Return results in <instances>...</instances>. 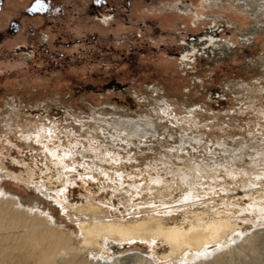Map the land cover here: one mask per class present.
Segmentation results:
<instances>
[{
    "label": "rangeland",
    "instance_id": "374dc122",
    "mask_svg": "<svg viewBox=\"0 0 264 264\" xmlns=\"http://www.w3.org/2000/svg\"><path fill=\"white\" fill-rule=\"evenodd\" d=\"M103 1V11L91 15L90 0H48L50 10L38 13L28 11L34 0H0V167L20 160L26 166L56 163L71 182L56 194L43 189L45 195L59 202L89 195L111 218L128 217L138 198L130 193L134 177L121 182L110 172L85 174L77 158L62 153L61 137L85 133L78 121L94 111L105 117L115 108L148 114L157 104L168 114L154 117L182 121L193 111L212 136L250 142L244 165L264 168L257 161L264 154V28L253 31L257 24L264 27V17L257 20L239 8L250 0ZM209 39L212 45L192 48ZM9 124L25 126L30 139L24 145L18 136L6 139ZM40 125L56 129L58 140L36 137ZM0 186L26 204L39 198L58 221L74 226L72 216L59 213L39 191L9 177ZM153 206L155 213H169L164 205ZM125 248L122 257L147 250L140 244Z\"/></svg>",
    "mask_w": 264,
    "mask_h": 264
},
{
    "label": "bare ground",
    "instance_id": "6f19581e",
    "mask_svg": "<svg viewBox=\"0 0 264 264\" xmlns=\"http://www.w3.org/2000/svg\"><path fill=\"white\" fill-rule=\"evenodd\" d=\"M238 6L257 20L264 17V0ZM260 28L257 24L253 31ZM211 40L192 48L212 45ZM205 49L210 46L200 50ZM153 106L148 114L115 108L105 117L94 111L78 121L85 133L61 137L62 153L77 158L85 174L110 172L121 182L134 177L130 193L138 198L128 206V217L111 218L89 195L77 200L66 196L62 202L45 195L43 189L56 194L71 182L56 163L26 166L20 160L17 166L9 162L0 167L1 180L9 177L39 191L59 213L74 219V226H66L39 198L26 204L0 186V264H264V168L248 169L242 160L252 144L212 136L193 111L182 121L154 117L168 111ZM45 126H38L35 136L58 140L56 129ZM24 128L9 124L6 139L18 136L24 145L30 139ZM123 152L128 153L127 163L122 162ZM262 156L257 161L264 163ZM208 199L212 204L204 203ZM153 205H164L169 213H155L159 209ZM126 244H140L147 252L122 257ZM108 257L110 262H103Z\"/></svg>",
    "mask_w": 264,
    "mask_h": 264
},
{
    "label": "flooded vegetation",
    "instance_id": "af4514ba",
    "mask_svg": "<svg viewBox=\"0 0 264 264\" xmlns=\"http://www.w3.org/2000/svg\"><path fill=\"white\" fill-rule=\"evenodd\" d=\"M45 2L49 5V10H50V8H51L50 7V2H48V0H45ZM89 3H90V5L87 7L86 11H88L91 15H95L96 13H99V12L103 11L102 10V6L104 5V1L103 0H99V2H97V0H90ZM58 11L62 12V10L60 8L58 9ZM108 11H110V9ZM97 20L100 21V18L97 19ZM107 21L108 20H106V22Z\"/></svg>",
    "mask_w": 264,
    "mask_h": 264
},
{
    "label": "snow or ice",
    "instance_id": "6c2138e0",
    "mask_svg": "<svg viewBox=\"0 0 264 264\" xmlns=\"http://www.w3.org/2000/svg\"><path fill=\"white\" fill-rule=\"evenodd\" d=\"M97 2H99V0H97ZM48 10L49 5L45 2V0H34V3L28 8V11L33 13L47 12ZM169 151H175V149H169ZM193 151H195V149H193ZM185 198L187 199V197Z\"/></svg>",
    "mask_w": 264,
    "mask_h": 264
},
{
    "label": "water",
    "instance_id": "95a60500",
    "mask_svg": "<svg viewBox=\"0 0 264 264\" xmlns=\"http://www.w3.org/2000/svg\"><path fill=\"white\" fill-rule=\"evenodd\" d=\"M17 29H18V24L17 25H14L13 31H16Z\"/></svg>",
    "mask_w": 264,
    "mask_h": 264
}]
</instances>
